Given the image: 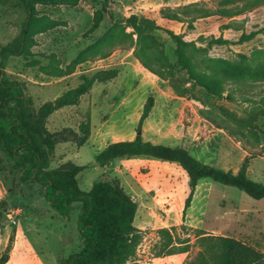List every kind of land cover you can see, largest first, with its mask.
<instances>
[{"label": "rangeland", "instance_id": "obj_1", "mask_svg": "<svg viewBox=\"0 0 264 264\" xmlns=\"http://www.w3.org/2000/svg\"><path fill=\"white\" fill-rule=\"evenodd\" d=\"M245 1L37 2L29 29L24 33L25 54L9 56L6 61V74L22 84L35 106L75 87L82 74L90 75L110 67L118 69L112 80L95 82L77 104L55 110L46 125L50 131L70 129L79 133V124L89 119L90 135L85 143L77 146L73 135L66 132L69 140L56 144L51 166L68 160L86 165L78 174L83 190H88L95 179L107 172L118 178L136 200L134 225L142 235L135 256L126 264H187L198 250L197 230L233 236L264 253V198L255 199L234 186L201 178L183 217L189 194L188 176L176 162L135 155L117 158L106 168L94 165L96 154L107 143L135 137L142 106L152 96V109L140 126L144 140L182 145L204 163L233 172L246 161L247 176L264 183V76L254 78L250 72L234 76L224 70L227 80L222 96H211L200 88L178 96L168 81L139 72L133 48L127 46L112 49L106 58L83 62L62 77L48 74L44 69L50 59L56 66L65 68L80 51L93 52L90 46L111 25L112 17L131 13L153 18L163 27L156 36L172 62L174 43L164 29L207 48L192 54L204 70L227 69L217 60H230L237 52L248 54L249 63L254 65L264 59V4L231 17L216 12L221 8H240ZM201 8L216 13L195 16L194 9ZM161 9L176 12L184 20L166 19ZM26 18L20 0H0V45L11 44L21 35ZM95 21L97 27L89 30ZM249 33H253L250 39L239 42L241 35ZM211 36H221L229 42L208 47L206 42ZM2 198L8 200L0 217V257L7 254L2 264H59L81 248L77 229L80 203H73L67 217L59 214L44 199L40 184L16 182L15 173L0 151ZM160 227H175V241L182 242L174 253L162 249L163 240L157 232ZM185 245L188 250L182 251Z\"/></svg>", "mask_w": 264, "mask_h": 264}, {"label": "trees", "instance_id": "obj_2", "mask_svg": "<svg viewBox=\"0 0 264 264\" xmlns=\"http://www.w3.org/2000/svg\"><path fill=\"white\" fill-rule=\"evenodd\" d=\"M53 0H20L27 18L25 26L11 44L0 45V151L10 169L16 175V182L27 184L36 182L43 187V197L59 214L68 216L73 203L79 202L77 229L81 238V248L59 264H126L136 254L141 239V230L134 225L137 210L136 200L123 188L118 178L107 172L95 179L88 190H83L78 182V174L87 166L73 161H65L58 166H51L55 146L69 140L66 132L73 135L77 146L85 143L90 135L89 119L79 124V133L70 129L50 131L47 118L55 110L78 103L95 82H106L115 78V67L98 69L92 74H82L80 82L68 88L54 99L46 100L35 106L31 97L24 92L19 81L10 79L5 72L9 56L24 53L23 42L35 13L34 3ZM235 1V0H234ZM264 0H247L241 7H227L217 10L219 14L231 17L251 9ZM195 16L206 17L216 12L201 8L194 9ZM193 11V12H194ZM162 17L183 21L184 17L176 12L161 9ZM187 16V15H186ZM95 21L89 30L97 27ZM163 29L153 18L132 13L128 16L112 17L111 25L90 47L93 52L84 49L67 64L65 68L56 66L50 59L45 72L57 77L72 73L77 65L94 59H103L116 47L133 48V55L138 62L159 79L169 82L178 96L189 95L200 88L215 97L223 95L228 70L231 75L240 76L250 72L254 78L264 76V59L250 64L249 55L237 52L230 60H217L228 67L221 71L201 68L192 58L193 52L205 51V46L196 45L194 40H185L179 33L164 29L174 43L175 61H171L163 42L156 32ZM253 33L241 35L239 42L246 41ZM203 37H201L202 39ZM221 36H211L206 45L228 43ZM125 48V47H124ZM189 83L188 86L185 84ZM154 99L148 96L142 106L137 134L130 140H118L107 143L95 156L94 165L108 167L117 158L135 155L152 156L157 159L173 161L185 170L188 176L189 194L185 198L183 217L190 205L196 184L201 178H210L224 185L234 186L255 199L264 198V183L247 176L246 161L237 171L210 165L194 157L182 145H167L144 140L140 126L153 106ZM14 195V194H13ZM11 195V196H13ZM8 200L0 199V217L6 210ZM184 226V225H182ZM175 227L157 229L163 240L162 249L168 254L174 253L178 244L175 241ZM198 250L187 264H264V253L252 244L229 235L210 234L197 230ZM185 242H188L186 240ZM187 251L188 247H181ZM7 260V254L0 257V264Z\"/></svg>", "mask_w": 264, "mask_h": 264}, {"label": "crops", "instance_id": "obj_3", "mask_svg": "<svg viewBox=\"0 0 264 264\" xmlns=\"http://www.w3.org/2000/svg\"><path fill=\"white\" fill-rule=\"evenodd\" d=\"M132 14V13H131ZM167 19V18H166ZM170 20V19H169ZM137 67L139 69V72L143 73V74H152L151 72H149L148 70H146L137 60Z\"/></svg>", "mask_w": 264, "mask_h": 264}]
</instances>
